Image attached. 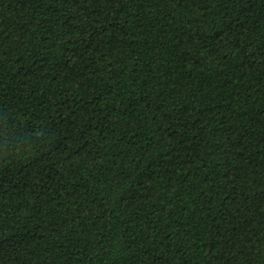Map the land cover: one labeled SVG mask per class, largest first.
I'll return each mask as SVG.
<instances>
[{
  "label": "trees",
  "instance_id": "16d2710c",
  "mask_svg": "<svg viewBox=\"0 0 264 264\" xmlns=\"http://www.w3.org/2000/svg\"><path fill=\"white\" fill-rule=\"evenodd\" d=\"M0 264H264V0H0Z\"/></svg>",
  "mask_w": 264,
  "mask_h": 264
}]
</instances>
